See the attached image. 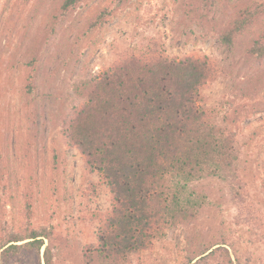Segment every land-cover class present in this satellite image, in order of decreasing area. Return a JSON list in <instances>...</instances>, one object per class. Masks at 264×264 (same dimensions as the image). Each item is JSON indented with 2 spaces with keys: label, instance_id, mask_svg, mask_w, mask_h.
<instances>
[{
  "label": "rangeland",
  "instance_id": "obj_1",
  "mask_svg": "<svg viewBox=\"0 0 264 264\" xmlns=\"http://www.w3.org/2000/svg\"><path fill=\"white\" fill-rule=\"evenodd\" d=\"M60 1L0 0L2 239L40 231L52 264H86L111 195L65 142L64 118L81 106L89 81L126 56L207 57L214 75L198 105L234 135L246 203L220 178L194 181L186 193L202 204L197 218L120 264H264V54L251 52L264 47V0H81L50 31ZM241 12L253 14L251 24L223 45ZM22 247L0 264H37Z\"/></svg>",
  "mask_w": 264,
  "mask_h": 264
},
{
  "label": "trees",
  "instance_id": "obj_2",
  "mask_svg": "<svg viewBox=\"0 0 264 264\" xmlns=\"http://www.w3.org/2000/svg\"><path fill=\"white\" fill-rule=\"evenodd\" d=\"M80 1L61 0L48 24L50 31L57 16L62 19ZM252 18L248 12L237 15L221 43L230 46ZM258 46L251 52L262 56L264 47ZM32 63L34 57L26 67ZM212 65L207 57L126 56L94 76L81 106L64 118L65 142L79 150L86 168L101 178L111 195L96 239L83 252L86 264H120L150 249L164 230L193 222L202 208L186 193L194 181L220 178L236 203H246L234 135L198 105L200 90L214 75ZM26 90L32 93L33 84ZM45 236L36 230L23 237L0 236V255L18 254L24 246L34 250L41 264L39 254L45 247L42 261L52 264ZM24 240L29 241L16 244Z\"/></svg>",
  "mask_w": 264,
  "mask_h": 264
}]
</instances>
